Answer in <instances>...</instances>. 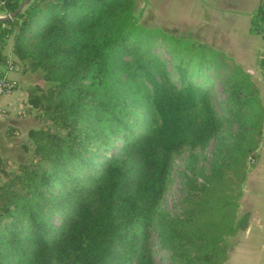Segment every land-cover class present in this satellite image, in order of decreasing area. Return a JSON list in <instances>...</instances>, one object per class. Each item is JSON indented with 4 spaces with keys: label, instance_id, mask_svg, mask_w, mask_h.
Listing matches in <instances>:
<instances>
[{
    "label": "trees",
    "instance_id": "trees-1",
    "mask_svg": "<svg viewBox=\"0 0 264 264\" xmlns=\"http://www.w3.org/2000/svg\"><path fill=\"white\" fill-rule=\"evenodd\" d=\"M249 32L264 37L261 4ZM9 40L43 86L26 95L39 126L19 146L24 161L0 159V264H155L151 230L168 264H222L264 124L249 76L207 46L145 29L133 0H30L0 23V68ZM210 143L207 171L181 172L180 214L158 211L172 158Z\"/></svg>",
    "mask_w": 264,
    "mask_h": 264
},
{
    "label": "crops",
    "instance_id": "crops-1",
    "mask_svg": "<svg viewBox=\"0 0 264 264\" xmlns=\"http://www.w3.org/2000/svg\"><path fill=\"white\" fill-rule=\"evenodd\" d=\"M262 2L264 0H178L173 3L171 12L177 14L178 22L185 26L187 35L184 40L199 44L200 39L202 45L230 59L237 51L238 54L258 52L260 42L264 43L259 33L249 32L252 16ZM214 11H217L219 20L207 18ZM183 37L176 38L183 40ZM10 49L9 40L4 55L16 64V70L7 77L16 82V88L10 94L0 96V156L5 159L8 153H15L21 163L26 154L22 150L20 156L17 154L19 146L28 143L27 132L38 126L33 113L26 108V95L28 91L34 92L35 86L42 87L43 83L39 72H30L26 65L16 63ZM4 72L1 67V75ZM18 134L24 138L18 139ZM256 154L250 162L256 166L252 170L248 167L245 172L237 200L236 218L241 220L242 227L227 238L222 264H264V124Z\"/></svg>",
    "mask_w": 264,
    "mask_h": 264
},
{
    "label": "rangeland",
    "instance_id": "rangeland-1",
    "mask_svg": "<svg viewBox=\"0 0 264 264\" xmlns=\"http://www.w3.org/2000/svg\"><path fill=\"white\" fill-rule=\"evenodd\" d=\"M174 2H178L175 0H133V11L135 16L137 17V21L139 24L144 27L145 29H157L158 31L165 33L172 37H178V36H184L183 40L186 39L187 33H185L186 29L185 26H182L178 20L179 17L177 14H172L171 11H173L174 8ZM214 15V16H213ZM210 17H214L215 19L219 20V15L217 14V11L210 12L208 15V19L210 20ZM220 23V21L218 22ZM189 34H192L193 31H187ZM251 34V33H250ZM192 36V35H191ZM261 38L264 40V37L261 35ZM255 39L252 38V41ZM186 41V40H185ZM200 45L203 42L202 40H198ZM193 42V41H191ZM160 43V42H158ZM218 43V41H217ZM258 52H252L250 51L246 53H239L238 51L236 54H233V56L229 59L233 65H236L239 67L245 74L249 76V80L254 84L255 88L258 91V97L261 106L264 109V43L258 46ZM156 52H162L163 48L157 44V46L154 48ZM235 53V52H233ZM241 61V63H237L236 61ZM13 61L9 57L7 59V62ZM6 62V64H7ZM16 70V64H13L12 69L9 71L5 70L4 73L7 77L8 73H11ZM168 71H170V67L167 68ZM222 73V72H221ZM224 76V74H223ZM9 80V77H7ZM14 81V80H12ZM210 85L213 102L212 105L214 109L217 112H220L218 110V101L222 100L224 98V91L225 86L223 84H220L219 80L217 78H214ZM15 88H16V82ZM14 88V89H15ZM14 89L11 91L13 92ZM10 92V93H11ZM9 93V94H10ZM8 95V94H6ZM4 96V95H1ZM36 120V119H35ZM37 121V120H36ZM39 126V124L37 123ZM37 126V127H38ZM7 131L5 132V136H7ZM24 135H17L18 139H22ZM18 140V141H20ZM211 149V143L208 145V148L203 151H193V152H183L178 156H174L171 161L170 170L168 173V177L165 184V190L163 192V195L159 201L158 204V211L168 214L169 216H178L180 214L181 208L179 204V199L181 197V172L182 170L189 164H193L196 167H202L207 171L208 167V161H210V152ZM22 153L21 149L18 150L17 154L20 156ZM9 156H6L7 158L3 159V157L0 156V159L3 161H8L11 166H14L15 164H18L19 160L17 161V156L15 157V153H8ZM26 154V153H25ZM257 156V154H256ZM251 159H247L245 162V170L247 171L248 167L249 170H252L253 167H255V164H250ZM11 166H6V171H10V169H13ZM245 179V178H244ZM198 182H201V178H198ZM244 181V180H243ZM242 185V184H241ZM148 242L151 244V251L153 252V260L155 264H168L167 261H165L162 258L161 251L158 249L157 244V237L156 233L151 230L149 232Z\"/></svg>",
    "mask_w": 264,
    "mask_h": 264
},
{
    "label": "built area",
    "instance_id": "built-area-1",
    "mask_svg": "<svg viewBox=\"0 0 264 264\" xmlns=\"http://www.w3.org/2000/svg\"><path fill=\"white\" fill-rule=\"evenodd\" d=\"M262 7L264 8V2H262ZM0 9H2V11H0V18L4 17L7 15L6 11L3 8V0H0ZM13 63H11V61L7 62L5 70L9 71L12 69ZM15 88V83L12 80H9L6 76L5 73H3L0 76V96L1 95H6L9 94L13 89ZM250 159V158H249ZM251 162V160H250Z\"/></svg>",
    "mask_w": 264,
    "mask_h": 264
},
{
    "label": "water",
    "instance_id": "water-1",
    "mask_svg": "<svg viewBox=\"0 0 264 264\" xmlns=\"http://www.w3.org/2000/svg\"><path fill=\"white\" fill-rule=\"evenodd\" d=\"M29 1H30V0H23L13 12L7 14V15L4 16V17H1V18H0V23H2V22H6V21L12 19L15 15H17V14H18V13L24 8V6H26V4H27Z\"/></svg>",
    "mask_w": 264,
    "mask_h": 264
}]
</instances>
